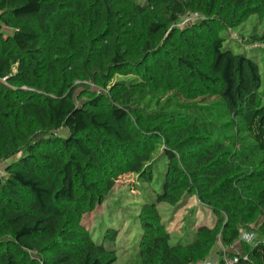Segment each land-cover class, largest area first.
I'll return each instance as SVG.
<instances>
[{"label":"trees","instance_id":"obj_1","mask_svg":"<svg viewBox=\"0 0 264 264\" xmlns=\"http://www.w3.org/2000/svg\"><path fill=\"white\" fill-rule=\"evenodd\" d=\"M252 15L264 0H0V264H114L133 225L126 264H264V31L242 36L259 58L222 36Z\"/></svg>","mask_w":264,"mask_h":264},{"label":"rangeland","instance_id":"obj_2","mask_svg":"<svg viewBox=\"0 0 264 264\" xmlns=\"http://www.w3.org/2000/svg\"><path fill=\"white\" fill-rule=\"evenodd\" d=\"M193 19L194 18H191L190 21H192ZM181 25H183V23H181ZM263 31H264V19H259L257 15H252L242 24L236 27H233L232 29L223 31L222 36L226 38V41H225L226 47H229L235 53L245 52L249 55L252 54V56L259 58L261 54L260 53L261 44H255V43L249 42L248 39H244L242 38V36L262 34ZM258 63L260 65L261 71H263L264 61L259 59ZM5 165H6V162L0 163V176L4 174L3 168ZM133 183H134V176L132 174H124L120 176L117 180L109 183V185L106 188L97 192L96 206L94 207L93 211L88 215V218H89L88 222L90 223L89 227L90 229H92L91 231L95 239L99 240L101 236L104 234V232L107 230V228L109 226L112 227L113 225V223H109L108 221V217H107L108 211L104 209L105 205H103L102 202L106 198H108L107 201H109L110 203L113 202L112 200L115 199L113 195L118 189L128 190L127 192H130V194L132 195L135 194L136 190H135V187L133 186ZM111 188H116L112 196H110L109 194V191ZM194 201H195V198L192 197V199L185 205L186 206L185 208H189ZM160 207L161 208L163 207L162 204L160 205ZM197 209L202 211L200 214L202 216L201 220L206 221L208 219L209 211L206 210V207L203 205ZM184 210H181L180 214H182ZM196 221H199V218ZM192 224L194 225L195 223L192 222ZM126 227H127L126 224L122 225V230L120 232V235L124 233ZM138 236H139V228H137V231L135 232V225H133L130 233L128 234L127 241L120 242V240H118L116 242V250H117L118 259L114 264H126V260L129 256L128 254L130 253V249H129L130 243L134 241L135 239H137ZM238 245L240 246V244ZM233 251L238 252L240 251V248L238 246H234L232 249L228 250V252H233ZM211 259L214 260L216 263L219 262V257L215 252L213 253Z\"/></svg>","mask_w":264,"mask_h":264},{"label":"built area","instance_id":"obj_3","mask_svg":"<svg viewBox=\"0 0 264 264\" xmlns=\"http://www.w3.org/2000/svg\"><path fill=\"white\" fill-rule=\"evenodd\" d=\"M191 18H194V16L192 17H188L186 19V21H190ZM254 239V234L252 233H243L241 235V240H244L246 242H252ZM238 261V256L235 255V256H232V257H228L224 260V263L223 264H234ZM198 264H213L211 261H204V262H201V263H198Z\"/></svg>","mask_w":264,"mask_h":264}]
</instances>
